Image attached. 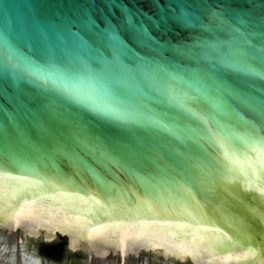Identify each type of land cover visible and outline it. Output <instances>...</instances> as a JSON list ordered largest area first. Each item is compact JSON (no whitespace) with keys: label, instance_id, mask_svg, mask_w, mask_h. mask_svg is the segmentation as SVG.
I'll return each instance as SVG.
<instances>
[{"label":"water","instance_id":"water-1","mask_svg":"<svg viewBox=\"0 0 264 264\" xmlns=\"http://www.w3.org/2000/svg\"><path fill=\"white\" fill-rule=\"evenodd\" d=\"M264 264V0H0V263Z\"/></svg>","mask_w":264,"mask_h":264},{"label":"rangeland","instance_id":"rangeland-1","mask_svg":"<svg viewBox=\"0 0 264 264\" xmlns=\"http://www.w3.org/2000/svg\"><path fill=\"white\" fill-rule=\"evenodd\" d=\"M123 262L124 264H150L148 261L143 260L139 257H128V258H125ZM87 264H116V260L94 262V263H87Z\"/></svg>","mask_w":264,"mask_h":264},{"label":"bare ground","instance_id":"bare-ground-1","mask_svg":"<svg viewBox=\"0 0 264 264\" xmlns=\"http://www.w3.org/2000/svg\"><path fill=\"white\" fill-rule=\"evenodd\" d=\"M0 264H3V263H0Z\"/></svg>","mask_w":264,"mask_h":264}]
</instances>
